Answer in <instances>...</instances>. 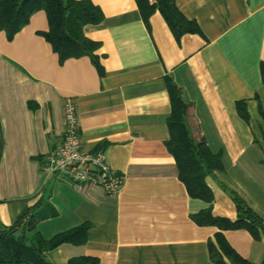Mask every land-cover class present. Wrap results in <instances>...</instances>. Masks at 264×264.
<instances>
[{
  "label": "crops",
  "instance_id": "crops-1",
  "mask_svg": "<svg viewBox=\"0 0 264 264\" xmlns=\"http://www.w3.org/2000/svg\"><path fill=\"white\" fill-rule=\"evenodd\" d=\"M90 1L103 14L83 26L99 43L97 65L87 55L60 62L43 34L44 10L11 38L0 29V231L32 213L47 239L88 224L85 243L45 252L52 264L81 255L98 264H215L208 243L220 232L259 264L262 229L255 238L193 216L210 208L236 220V194L264 222V0H175L198 28L178 37L157 9L145 21L135 0ZM172 83L191 104V130L222 153L223 169L204 178L209 202L189 195L167 147ZM67 99L82 148L103 151L123 176L117 194L42 173L43 158L62 140Z\"/></svg>",
  "mask_w": 264,
  "mask_h": 264
},
{
  "label": "trees",
  "instance_id": "trees-1",
  "mask_svg": "<svg viewBox=\"0 0 264 264\" xmlns=\"http://www.w3.org/2000/svg\"><path fill=\"white\" fill-rule=\"evenodd\" d=\"M147 21L156 9L165 18L176 37L184 32L198 31L196 25L188 21L180 12L175 0H135ZM38 10H44L48 19V30L43 34L52 49L58 54L60 62L67 58L87 55L97 65L95 50L99 43L83 34V26L96 24L103 19L101 9L90 0H0V29L12 37L30 16ZM264 77V64L261 65ZM172 112L168 118L170 138L167 147L175 158L179 178L187 187L190 196L211 201L213 196L206 186L204 178L212 171L222 170V153H213L205 139L195 134L187 122L191 104L179 95L178 88L172 83L169 88ZM238 103L239 113L246 118V111ZM238 217L232 221L224 217H214L210 208L203 209L193 216L199 225H215L219 229L245 228L257 238L258 229L264 231V222L239 196L233 194ZM37 219L27 214L16 225L0 231V264H52L45 252L68 242L83 244L86 241L88 224H81L47 239L35 231ZM208 252L215 264H252L239 256L218 232L215 242L209 241ZM67 264H98V259L91 256H76ZM259 264H264V260Z\"/></svg>",
  "mask_w": 264,
  "mask_h": 264
},
{
  "label": "built area",
  "instance_id": "built-area-1",
  "mask_svg": "<svg viewBox=\"0 0 264 264\" xmlns=\"http://www.w3.org/2000/svg\"><path fill=\"white\" fill-rule=\"evenodd\" d=\"M63 111L65 129L62 140L43 158L42 173L45 176L56 174L72 183L95 184L106 194H117L121 190L123 176L110 168L103 151L82 148L79 116L71 99L66 100Z\"/></svg>",
  "mask_w": 264,
  "mask_h": 264
}]
</instances>
